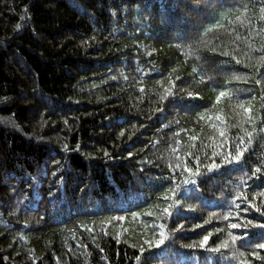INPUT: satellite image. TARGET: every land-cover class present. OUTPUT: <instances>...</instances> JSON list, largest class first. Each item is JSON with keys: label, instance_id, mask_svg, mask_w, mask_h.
I'll list each match as a JSON object with an SVG mask.
<instances>
[{"label": "trees", "instance_id": "16d2710c", "mask_svg": "<svg viewBox=\"0 0 264 264\" xmlns=\"http://www.w3.org/2000/svg\"><path fill=\"white\" fill-rule=\"evenodd\" d=\"M261 213L264 0H0V264H264Z\"/></svg>", "mask_w": 264, "mask_h": 264}, {"label": "snow or ice", "instance_id": "6c2138e0", "mask_svg": "<svg viewBox=\"0 0 264 264\" xmlns=\"http://www.w3.org/2000/svg\"><path fill=\"white\" fill-rule=\"evenodd\" d=\"M17 27H19V25H17ZM260 81H257V83H259ZM168 91H171V89H169ZM226 94V92L225 91H221L218 95H217V97H216V100H217V102L220 100V98L221 97H223L224 95ZM189 95H192V93H189ZM244 111L245 112H248V111H250V109H248V108H245L244 109ZM192 139H196V137H193ZM131 155V154H130ZM241 155H242V152L240 151V150H238L237 152H236V154L232 157V159L234 160V161H238L239 159H240V157H241ZM218 165H216V164H210V165H208L207 167L209 168V169H211V168H215V167H217ZM190 173H192L193 172V170L192 169H187ZM260 171V169L259 168H257L256 169V171H254L253 172V176H255L256 175V172H259ZM199 173V169L197 168L196 170H195V173H193V174H198ZM173 191H175V190H173ZM244 195V193H240V196L242 197ZM176 203H179V201H176ZM248 203L249 204H251L252 202L251 201H248ZM253 207H255V205H253ZM164 211L165 212H168L169 211V209L168 208H165L164 209ZM231 210L229 209V212H230ZM245 211H247V209H245ZM256 211H260V209L259 208H256ZM262 215H264V213H261ZM121 219H123V218H121ZM224 219H228V214H225L224 215ZM253 224V222L251 221V220H248L247 221V223H245V224H231L230 225V227H232V228H241V227H244V228H247V227H249V226H251ZM261 227H264V225H261ZM217 231H219V229L217 230ZM230 235V237H231V239L233 240V242H235V240L237 239L233 234H229ZM245 235H247V233H245ZM164 234L163 233H161V236H160V238L157 240V241H155V243L157 244V245H159V244H161V243H163V241H164ZM208 240V235H205L202 239H201V241H200V247H204V245H205V242ZM153 245H152V243H149V247L151 248ZM250 247H252L253 249H264V241H262V242H260V243H257V244H254V245H249ZM221 247H223V248H226V247H228V242L227 241H221V243H220V245L217 247V248H213L212 249V251H218L219 250V248H221ZM140 251L141 252H144L145 251V249L143 248V247H141V249H140ZM252 255H254V256H258L259 257V254L257 253V252H255V251H253L252 252ZM259 258H261V259H264V257H259ZM136 259L137 260H140L141 259V257H136ZM246 264H247V262H246Z\"/></svg>", "mask_w": 264, "mask_h": 264}, {"label": "rangeland", "instance_id": "374dc122", "mask_svg": "<svg viewBox=\"0 0 264 264\" xmlns=\"http://www.w3.org/2000/svg\"><path fill=\"white\" fill-rule=\"evenodd\" d=\"M225 12H222L219 14L218 18H213V22H211L212 24H215V25H219L221 23H223V19L222 18V14H224Z\"/></svg>", "mask_w": 264, "mask_h": 264}]
</instances>
